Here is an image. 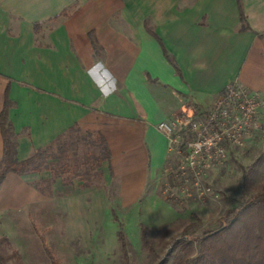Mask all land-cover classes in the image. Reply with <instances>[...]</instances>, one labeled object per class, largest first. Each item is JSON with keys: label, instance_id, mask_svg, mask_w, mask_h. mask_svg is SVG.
Returning <instances> with one entry per match:
<instances>
[{"label": "crops", "instance_id": "0c3cea01", "mask_svg": "<svg viewBox=\"0 0 264 264\" xmlns=\"http://www.w3.org/2000/svg\"><path fill=\"white\" fill-rule=\"evenodd\" d=\"M241 5L248 30H240L236 0H0V113L9 87L17 159L74 127L100 133L111 154L105 181L80 193L110 202L116 180L124 212L154 202L162 211L150 226L175 221L157 190L170 154L155 125L208 109L231 83L264 98V0ZM9 178L10 208L23 192L37 197L14 172L2 184Z\"/></svg>", "mask_w": 264, "mask_h": 264}, {"label": "rangeland", "instance_id": "374dc122", "mask_svg": "<svg viewBox=\"0 0 264 264\" xmlns=\"http://www.w3.org/2000/svg\"><path fill=\"white\" fill-rule=\"evenodd\" d=\"M258 99V128L245 136L242 146L229 148L223 160L207 171L204 184L209 193L204 202L167 199L165 192L173 183V175L163 171L157 190L178 214L175 221L157 228L149 224L158 222L153 217L161 213L159 205L148 202L134 214L124 212L117 202L116 180L108 187L110 202L102 199L100 192L80 193L104 184L102 167L91 169L83 164L100 154L101 147L94 144L93 137L83 139L88 135L77 129L58 139L42 160L44 170L20 175L26 187L46 201H34V192L26 191L14 202L16 207L10 208L13 201L8 197L14 179L0 185V240L7 238L2 243L3 252L10 255L18 251L23 264H53L48 251L60 264H175L179 239L218 227L227 209L264 192V98ZM176 164V156L171 155L167 165L175 168ZM103 165L107 166V161ZM83 183L91 186L83 187ZM24 202L27 204L17 208ZM141 225L147 227L153 253L141 244ZM120 230L130 244L127 262L120 250Z\"/></svg>", "mask_w": 264, "mask_h": 264}, {"label": "trees", "instance_id": "16d2710c", "mask_svg": "<svg viewBox=\"0 0 264 264\" xmlns=\"http://www.w3.org/2000/svg\"><path fill=\"white\" fill-rule=\"evenodd\" d=\"M236 3L241 22L240 30H248L249 26L242 10L241 0H236ZM35 28L38 29L39 25L36 24ZM148 31L158 40L164 56L168 58L159 37L151 30L148 29ZM9 91L10 89L7 87L4 107L0 113V131L3 138L0 185L11 172L24 175L44 170L42 160L47 150L51 149L54 144L52 143L46 149L36 150L33 156L25 160L17 159V141L13 124L9 119V110L13 104L9 98ZM76 129L81 131L80 127H74L70 132ZM84 133L88 136L83 137V139L93 137L94 144L101 147V153L92 155L87 161H83V164L90 165L91 169H101L103 163L110 160L111 154L108 143L100 133ZM100 174L103 175L102 170H100ZM90 186L89 183H83V187ZM140 230L142 246L153 253L154 249L147 237V227L141 225ZM118 238L123 259L127 262L130 244L122 230L119 231ZM3 241H7V238L0 240V264H23L18 251H13L10 255L3 252ZM46 248L49 249L47 246ZM175 248L179 249V251L177 250V262L175 264H264V192L251 195L239 205L227 209L224 215L220 217L218 227L191 238L183 236L176 242ZM48 253L53 264H60L54 254L50 251ZM194 254L196 256L190 263ZM158 264H162V262Z\"/></svg>", "mask_w": 264, "mask_h": 264}, {"label": "built area", "instance_id": "2783aa9c", "mask_svg": "<svg viewBox=\"0 0 264 264\" xmlns=\"http://www.w3.org/2000/svg\"><path fill=\"white\" fill-rule=\"evenodd\" d=\"M258 100L231 83L208 109L182 110L155 125L166 138L170 156L177 158L175 168H165L173 175V183L165 192L167 199L205 201L209 193L204 184L207 171L223 160L229 148L242 146L245 136L258 128Z\"/></svg>", "mask_w": 264, "mask_h": 264}]
</instances>
